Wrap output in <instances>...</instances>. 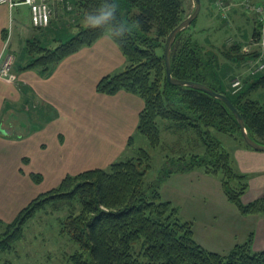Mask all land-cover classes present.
Wrapping results in <instances>:
<instances>
[{"label":"trees","instance_id":"obj_1","mask_svg":"<svg viewBox=\"0 0 264 264\" xmlns=\"http://www.w3.org/2000/svg\"><path fill=\"white\" fill-rule=\"evenodd\" d=\"M70 1L71 9L65 4L60 7H65L67 14L74 18L71 26L74 32L64 40L52 37L51 42L60 41L52 48L50 31L61 28L56 29L54 25L42 30L44 39L26 42L28 62L23 66L15 64L16 73L17 70H38L42 75H49L51 68L82 49L94 46L110 31L88 28L83 23L85 12L99 6L102 0ZM110 2L116 5L118 19L128 27L123 39L111 37L127 66L122 72L104 76L98 89L106 94L124 90L139 95L144 103L137 126L139 133L154 148L161 145V128L173 134L175 141L162 148L168 156L176 157V161H169L154 182L146 181L151 164L145 150H141L137 158L112 162L106 169L66 175L58 187L38 195L22 208L13 221L1 223L0 257L14 250L24 236L25 226L38 213L66 209L70 213L60 219V233L79 247L68 257L69 264H264V250L253 249L254 233L226 254L204 248L195 240L192 223L183 221L178 209L164 200L160 191L172 174L200 169L219 179L227 200L241 215L264 216V197L243 203L248 178L233 166L231 154L219 138L224 135L245 143L231 110L207 93L174 86L167 81L165 42L170 32L188 17L185 0ZM259 23L252 34L253 44L264 39V24ZM190 27L180 32L174 41L173 77L202 83L226 95L243 117L249 136L264 145V74L252 75L255 77L247 87L244 84L249 77L244 80L238 76L243 81L242 89L228 94L233 80L231 73L245 62L259 59V50L245 53L244 45L234 42L229 47L223 45L217 53L216 47L212 46L215 49L211 50L203 46ZM225 79L229 90L223 84ZM257 91L263 96L255 97L253 93Z\"/></svg>","mask_w":264,"mask_h":264},{"label":"rangeland","instance_id":"obj_2","mask_svg":"<svg viewBox=\"0 0 264 264\" xmlns=\"http://www.w3.org/2000/svg\"><path fill=\"white\" fill-rule=\"evenodd\" d=\"M227 1L232 6L224 19L221 11L217 10L219 8L215 0H202L201 11L190 27L191 33L203 46L211 50L215 49L212 47L214 46L217 53L221 52L223 45L229 47L234 42L248 43L254 28L260 26L259 15L254 12L246 13L240 0ZM259 2L263 5L256 1L251 4L264 7V0ZM63 4L70 5L69 9L72 8L70 0L59 2V5ZM185 8L187 15H190L194 10L193 0H185ZM23 10L22 18L27 21L28 10L25 7ZM53 13L55 14L54 8ZM71 30L70 26L68 33L64 35L69 37ZM58 32L50 31L49 46L52 48L60 42H51ZM9 49L8 45L7 53H11ZM96 49L95 60L90 58L91 61H84L82 57H72L74 54L66 58L72 57L64 67L67 70L62 76V98L53 97L47 105L48 108L45 106L39 110L32 108L31 104H22L21 111H26L31 116L38 129L22 139H17L21 136L15 139L6 136V142L0 140V232L3 229L1 223L8 224L13 221L22 208L38 195L58 187L68 174L75 175L94 168L106 169L112 162L137 158L140 151L145 150L150 155L151 164L146 181L154 182L162 175L169 161H176V157L168 156L169 153L162 148L175 141L173 135L161 128V145L154 148L139 133L137 126L143 109V100L139 95L124 90L116 94L99 91L98 84L104 76L122 72L127 66V61L113 42L110 31L101 38ZM3 51L4 49L1 55ZM83 62L91 64L87 73L85 70L79 71L78 67L84 68ZM18 64L22 65V62L18 61ZM251 68L241 69L236 74H241L240 77L244 80L249 77L244 87L250 85L255 77L249 72ZM231 70L232 68L229 72ZM257 74L263 75L264 72ZM17 77L19 81L18 74ZM26 79L37 90L49 96V75L35 73L26 76ZM231 82L232 80L229 86L225 79L223 84L231 89ZM0 84L4 82L0 81ZM230 92L232 91L229 90V95ZM50 124L52 125L49 127ZM219 138L230 151L234 140L224 135H219ZM37 176H40L39 179ZM176 177L169 180L166 194L174 201H180L181 195H178V191L181 187L178 188V181L182 182V188L195 190L196 187L193 182L186 180L188 178L177 180ZM208 189L212 191L211 186ZM214 189L215 195H218L219 185L214 186ZM220 192L224 195L222 190ZM79 206L77 203V211L80 210ZM187 211L189 215H195V210L190 207ZM69 213L66 209L59 212L48 209L47 212L38 213L25 226L24 236L15 244L14 250L1 255L0 264H69L68 257L79 250L68 236L60 233V219ZM206 218L203 215V225L198 228L207 238ZM198 221L200 224V219Z\"/></svg>","mask_w":264,"mask_h":264},{"label":"crops","instance_id":"obj_3","mask_svg":"<svg viewBox=\"0 0 264 264\" xmlns=\"http://www.w3.org/2000/svg\"><path fill=\"white\" fill-rule=\"evenodd\" d=\"M257 2L260 3L259 0L256 1V3ZM24 7L28 10L29 19L27 21L22 18ZM62 8L60 5H55V14L53 15L54 17H52V25H50V27L58 24L56 29L61 28V30H58L59 32L57 36L64 40L68 38V35L64 34L68 33L67 29L72 26L74 18L69 16V13L67 14L65 7L62 6ZM62 12H64V15ZM21 18L24 21L21 20ZM73 32L74 31L71 30L70 34ZM35 38L44 39L42 30H38L33 27L28 7L18 6L11 10L6 5H0V55L8 42L10 48L9 50L15 56V64L21 66L18 64V61H21L23 66L26 62H28V57H26L25 52L26 42ZM251 39L252 36L248 43H241L243 45L246 44L244 47L250 46L252 45ZM100 40L94 46L82 49L72 57L77 56L78 59L82 57L84 61H91L90 58H94L95 60L96 48ZM256 50H259L260 54L263 55L262 57L264 58V48L261 49L253 44L250 48V52ZM68 59L61 62L58 67L51 68L49 70V96L47 94H43L40 90H37V88L33 86V84H29L26 79V76H30L35 73L40 75V71L38 72V70H29L24 72L17 70L19 81L15 84H8L0 80L4 82V84H0V140L6 142L7 138L11 137L12 139H15L18 136L21 137L17 139H22V137L26 134H32L36 129H38L33 123L31 116L26 111L25 113L21 111L22 104H31L32 108L39 110L45 106L48 108L47 105L50 104L53 97L62 98V88L64 83V78H62V76L66 74L67 69H64V67L68 63ZM259 60L260 57L257 60L245 62L240 66V68L238 67L239 69L236 68L238 71L235 69L236 71L233 72V79L236 76L241 75H236L241 69H249ZM83 66L84 68L78 67L80 68L79 71L85 70V73H87V70L91 68V64H87V62H83ZM253 95H255V97H262L263 93L257 91L253 93ZM51 125L52 124H50L49 127ZM6 136L8 137L6 138ZM230 147L231 150L229 152L233 160V166L236 170L245 174L248 178L249 185L247 192L242 197L243 203L247 204L263 198L264 152L255 151L238 141H234L233 145ZM174 176H177V180H180L181 178H188L186 180L191 181V183L193 182L196 187L195 190L182 188V182L178 181V188L181 187L178 191V195H181L180 201H174L166 194L167 184ZM218 185V195H215L216 191L214 186L218 187ZM208 186H211L212 191L208 189ZM221 190L222 188L219 179L204 174L200 169L186 173L172 174L161 185L160 189L163 199L171 202L172 205L178 209L180 218L183 221L192 223L195 240L207 250L219 254H226L235 245L244 243L250 233H254L253 249L255 251H263L264 216L241 215L237 207L230 203L225 195H222L220 192ZM201 204H206V206H202ZM187 205L191 209L195 210V215H189V212L187 211L189 207ZM203 215L207 217L205 220L208 225L205 226L207 228V238L201 232V229L198 228L203 225ZM198 219H200V224Z\"/></svg>","mask_w":264,"mask_h":264},{"label":"built area","instance_id":"obj_4","mask_svg":"<svg viewBox=\"0 0 264 264\" xmlns=\"http://www.w3.org/2000/svg\"><path fill=\"white\" fill-rule=\"evenodd\" d=\"M63 0H0V5H6L9 9L13 10L18 6H26L30 11L31 22L34 28L43 29L50 25L54 15L53 8ZM219 12L223 14V18H227L228 11L232 4L227 3V0H215ZM241 5L245 8L246 13H256L259 15V22L264 24V7L260 5H253L258 0H240ZM261 49L264 48V39L254 44ZM250 46H245L243 51L250 52ZM8 42L5 45L4 51L0 58V80L8 84H15L18 82L17 73L14 71L15 56L12 53H7ZM250 74L255 75L264 71V59L261 56L260 60L251 66ZM243 87V81L240 77H235L231 82L232 93L239 92Z\"/></svg>","mask_w":264,"mask_h":264},{"label":"water","instance_id":"obj_5","mask_svg":"<svg viewBox=\"0 0 264 264\" xmlns=\"http://www.w3.org/2000/svg\"><path fill=\"white\" fill-rule=\"evenodd\" d=\"M193 2H194L193 12L190 15H188L186 19H184L175 29H173L170 32L165 42L164 58H165L167 81L174 86L190 87V88L202 91L204 93H207L210 96L223 101L227 105V107L231 110L233 115L235 116L240 126L241 135H242V138L245 144L255 151L264 152V145L253 140L249 136L243 117L241 116L240 112L237 110V108L234 106V104L231 102V100L226 95L222 93H218L202 83L176 79L172 75L171 52H172L174 41L180 32H182L183 30H185L186 28L192 25V23L198 17L201 11V8H202L201 0H193Z\"/></svg>","mask_w":264,"mask_h":264},{"label":"clouds","instance_id":"obj_6","mask_svg":"<svg viewBox=\"0 0 264 264\" xmlns=\"http://www.w3.org/2000/svg\"><path fill=\"white\" fill-rule=\"evenodd\" d=\"M83 23L88 28H108L114 39H123L128 34V27L118 19L116 5L110 0H102V3L84 14Z\"/></svg>","mask_w":264,"mask_h":264}]
</instances>
